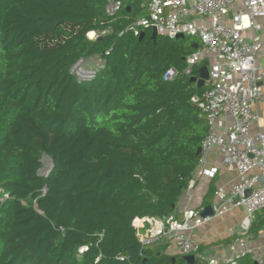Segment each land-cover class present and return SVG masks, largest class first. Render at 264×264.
I'll return each instance as SVG.
<instances>
[{
    "label": "trees",
    "instance_id": "16d2710c",
    "mask_svg": "<svg viewBox=\"0 0 264 264\" xmlns=\"http://www.w3.org/2000/svg\"><path fill=\"white\" fill-rule=\"evenodd\" d=\"M144 17L138 1L108 22L102 0H0V264H189L141 245L132 221L175 214L197 169L207 123L191 99L204 88L162 76L199 41L117 36ZM93 56L104 68L77 83L71 68Z\"/></svg>",
    "mask_w": 264,
    "mask_h": 264
},
{
    "label": "built area",
    "instance_id": "2783aa9c",
    "mask_svg": "<svg viewBox=\"0 0 264 264\" xmlns=\"http://www.w3.org/2000/svg\"><path fill=\"white\" fill-rule=\"evenodd\" d=\"M104 17L110 22L125 3L138 1L147 17L129 23L117 36L129 33L139 37L154 29L157 37L175 40L178 36L199 41L195 52L186 59L182 72L171 68L162 76L164 82L194 76L192 68L207 63L208 78L204 91L193 97L207 123V133L201 142L198 167L185 193L194 189L200 179H213L217 167H207L210 152L219 153L223 166L236 172L237 182L228 193L215 192L218 204L212 206V216L201 217L203 208L185 206L180 219L175 215L155 218H135L132 227L141 245L173 246L176 254H197L200 244L193 233L213 218L222 217L232 208L240 207L243 217L236 231L230 230L232 242L227 245V257H208L198 253L195 258L207 264H235V259L252 255L249 230L254 216L264 211V134L252 132L257 122L255 106L262 100L263 69L256 66L257 54L264 47V0H102ZM261 20V21H260ZM108 27L96 39L111 33ZM87 36V35H86ZM93 37V38H94ZM88 40H93L92 38ZM105 61L93 56L78 60L70 72L79 84L94 79ZM50 170V165L45 174ZM249 191L250 194L245 196ZM190 201V198H189ZM85 247L80 248L82 253ZM264 264V255L253 257Z\"/></svg>",
    "mask_w": 264,
    "mask_h": 264
},
{
    "label": "crops",
    "instance_id": "0c3cea01",
    "mask_svg": "<svg viewBox=\"0 0 264 264\" xmlns=\"http://www.w3.org/2000/svg\"><path fill=\"white\" fill-rule=\"evenodd\" d=\"M261 22L264 25V19ZM255 63L257 67L263 69L264 73V47L257 54ZM202 64L203 63L199 64L198 69L202 66L207 67V63L206 65ZM194 76H197V73ZM261 86L263 97L262 100L255 106V112L258 119L252 132H260L264 134V82ZM222 160V156L215 151L208 154L205 163L206 166L217 167L218 172L211 180L208 178L200 179L194 189L188 194L183 192L179 201L175 205V214L173 215L180 217L182 208L187 205L195 208H203L206 205L213 206L214 204H218L219 202L216 199L215 192L217 190H222L224 193H228L232 189L237 182L236 172L223 166ZM212 182L215 189L214 195L208 201L209 203L203 205L204 198L208 194ZM260 216H262L260 219L264 218V211L257 212L254 216V221ZM242 217L243 210L240 207H234L224 216L213 218L209 223H206L197 229L193 233V238L201 245V254L207 255L208 257H227L228 253L226 248L231 240L229 231L237 230ZM249 247L252 250L253 257H260L264 255V225L261 230L249 241ZM167 252L172 255L176 254L172 245L167 247Z\"/></svg>",
    "mask_w": 264,
    "mask_h": 264
},
{
    "label": "water",
    "instance_id": "95a60500",
    "mask_svg": "<svg viewBox=\"0 0 264 264\" xmlns=\"http://www.w3.org/2000/svg\"><path fill=\"white\" fill-rule=\"evenodd\" d=\"M143 36H144V33H142L139 36V39H142ZM156 38H157V35H156L155 30L151 29V40L153 42H155ZM176 39H184V37L178 36ZM194 49H197V45L194 46ZM207 78H208V69L206 66H202L197 70V76H192L191 78H189V82L195 84L197 88H202L204 86V82L207 80ZM200 152H201V149L199 148L197 150V155H199ZM249 194H250V192L247 191L245 193V196H248ZM212 214H213L212 213V206H205V207H203V210L201 211L200 216L204 218V217L212 216ZM183 258L189 264L195 263V258L193 255L186 256ZM174 260L175 259H172V263H174ZM253 264H256V263L253 262Z\"/></svg>",
    "mask_w": 264,
    "mask_h": 264
},
{
    "label": "rangeland",
    "instance_id": "374dc122",
    "mask_svg": "<svg viewBox=\"0 0 264 264\" xmlns=\"http://www.w3.org/2000/svg\"><path fill=\"white\" fill-rule=\"evenodd\" d=\"M87 37V36H86ZM94 36H91V37H88L89 39H93V40H95L96 39V35H95V37L93 38ZM42 165H43V168H42V174H45L46 173V171L48 170V168H49V165H50V161L46 158V157H43L42 158Z\"/></svg>",
    "mask_w": 264,
    "mask_h": 264
},
{
    "label": "bare ground",
    "instance_id": "6f19581e",
    "mask_svg": "<svg viewBox=\"0 0 264 264\" xmlns=\"http://www.w3.org/2000/svg\"><path fill=\"white\" fill-rule=\"evenodd\" d=\"M91 36H93L92 32L87 34V37H91Z\"/></svg>",
    "mask_w": 264,
    "mask_h": 264
}]
</instances>
